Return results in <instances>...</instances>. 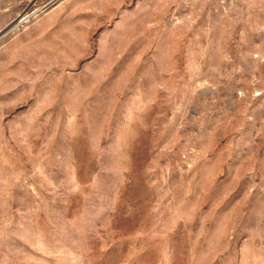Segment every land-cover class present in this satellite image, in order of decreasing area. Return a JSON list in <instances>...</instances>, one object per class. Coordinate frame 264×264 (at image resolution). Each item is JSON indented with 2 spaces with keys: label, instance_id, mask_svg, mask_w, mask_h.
Instances as JSON below:
<instances>
[{
  "label": "rangeland",
  "instance_id": "374dc122",
  "mask_svg": "<svg viewBox=\"0 0 264 264\" xmlns=\"http://www.w3.org/2000/svg\"><path fill=\"white\" fill-rule=\"evenodd\" d=\"M0 264H264V0H0Z\"/></svg>",
  "mask_w": 264,
  "mask_h": 264
}]
</instances>
